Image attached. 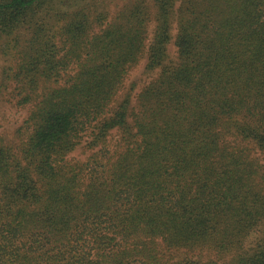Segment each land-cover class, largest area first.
Segmentation results:
<instances>
[{
    "label": "trees",
    "instance_id": "16d2710c",
    "mask_svg": "<svg viewBox=\"0 0 264 264\" xmlns=\"http://www.w3.org/2000/svg\"><path fill=\"white\" fill-rule=\"evenodd\" d=\"M118 2L0 0V264H264V0Z\"/></svg>",
    "mask_w": 264,
    "mask_h": 264
},
{
    "label": "rangeland",
    "instance_id": "374dc122",
    "mask_svg": "<svg viewBox=\"0 0 264 264\" xmlns=\"http://www.w3.org/2000/svg\"><path fill=\"white\" fill-rule=\"evenodd\" d=\"M112 1V0H111ZM127 0H120L121 5L126 3ZM108 11H110L111 14L116 13V7L115 4H111L106 7ZM110 22V21H109ZM154 25L155 22H152L151 25V33L150 38H153V31H154ZM176 34V32L174 33ZM175 36V35H174ZM174 39L172 40L171 44L168 47V53L170 59L175 58L177 49L174 45ZM10 61L8 59H3L0 56V85H1V77L3 68L6 65H9ZM147 57L139 63L137 67H135L132 72L130 73L129 79L126 81V89L131 88V86H136V92H140L141 89L149 84L153 79H155L158 75V71L150 72L147 69ZM9 91V90H8ZM5 92H2L0 89V136H3L9 139L10 141H13L12 143L16 142L14 138V135L17 133L18 129L23 125L25 120L28 118L29 115V108H20L13 104L11 99H8ZM21 136V135H20ZM112 142V145H115L117 141L119 140V136L114 134L112 136V139H110ZM89 143V137H86L82 144L78 147V149L70 155V159H74L76 161H85L90 155V150L87 149V145ZM186 253L178 254L175 260L185 258ZM171 262V264L173 263ZM174 264V263H173Z\"/></svg>",
    "mask_w": 264,
    "mask_h": 264
}]
</instances>
